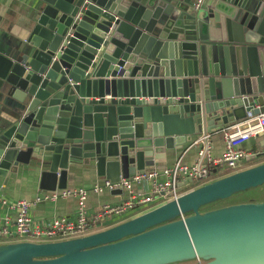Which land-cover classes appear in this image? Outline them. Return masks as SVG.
Instances as JSON below:
<instances>
[{
	"label": "water",
	"instance_id": "obj_1",
	"mask_svg": "<svg viewBox=\"0 0 264 264\" xmlns=\"http://www.w3.org/2000/svg\"><path fill=\"white\" fill-rule=\"evenodd\" d=\"M8 32L0 177L35 174L45 192L82 169L162 170L166 152L264 111V0H35ZM262 184L264 163L86 236L0 244V264H264V202L200 211Z\"/></svg>",
	"mask_w": 264,
	"mask_h": 264
},
{
	"label": "built area",
	"instance_id": "obj_2",
	"mask_svg": "<svg viewBox=\"0 0 264 264\" xmlns=\"http://www.w3.org/2000/svg\"><path fill=\"white\" fill-rule=\"evenodd\" d=\"M264 134V111L257 116H248L233 127L223 132L224 151L220 157H213L209 151L208 136L202 140V148L198 152L199 161L192 166L176 162L171 167L162 170H147L136 173L129 178H121L116 182L105 180L102 185L94 186L91 191L101 194L104 191L121 190L127 198L119 203H105L99 212L91 219L87 218L86 200L89 190L84 188L62 189L36 197L33 201L17 200L9 202L0 196V211L6 209L14 213L13 234L21 241L35 243L37 239H57L45 242L63 241L91 234L98 226L109 227L116 218L129 215L137 208H143L153 202L154 197L162 198L163 203L175 200L180 185L188 179L203 181L209 179L212 169L221 166L237 169L246 158L241 146L250 138ZM133 186L139 187L132 190ZM142 187V188H141ZM73 198L76 200L75 219L72 221L64 217H56L43 224L33 220L30 211L35 202L56 201L57 199ZM9 214L0 213V239L12 235L9 230Z\"/></svg>",
	"mask_w": 264,
	"mask_h": 264
},
{
	"label": "crops",
	"instance_id": "obj_3",
	"mask_svg": "<svg viewBox=\"0 0 264 264\" xmlns=\"http://www.w3.org/2000/svg\"><path fill=\"white\" fill-rule=\"evenodd\" d=\"M34 3L35 0H0V44H2L3 42L17 41V39L12 35V33L8 32V27L10 26V23L15 22V19L17 17L25 18ZM108 98L109 96L104 97V99ZM4 111L5 110L1 107L0 122L2 121V117L6 116ZM237 123L239 122L224 125L220 129H217L215 133H210L208 135L209 151L213 157H220L224 151L223 132L233 127ZM202 140L203 136H197L191 143H186L185 145H183L180 150L170 151L169 153L166 152L165 159L163 161L160 160L156 163L159 166L164 165L165 168L173 166L178 161L180 162V164L192 166L193 164L199 161L198 152L202 148ZM241 149L246 153V157L251 156L252 154L264 153V134L250 138L241 146ZM254 159L246 160L245 158V160L241 162L239 169H241L242 167H244L243 169L250 168L255 165L264 163V158H261L262 160L260 161L256 160V158ZM225 169H227V167L224 166L213 168L209 179L205 180L202 184L234 173H220V171H224ZM104 181L105 179L103 177L97 176L94 172L83 171V169L82 171H78L73 176L68 175L66 181V189L84 188L89 190L86 200V211L88 215V220H91L99 212L102 204H115L127 198L126 193H122L120 195H113L108 191H104L101 194H95L91 191L94 186L102 185ZM202 184H200L199 182V186H201ZM192 189H194V187L187 189L185 192ZM46 193L50 192L42 191L39 188L38 175L21 172L17 174H8L5 178L0 177V196L9 202H14L17 200L33 201L36 197L42 196ZM75 211L76 200L73 198H67L57 199L56 201L35 202L31 207L30 214L33 220H35L39 224H43L44 222L56 217H64L73 221L76 217ZM0 213L9 214L10 221L8 227L9 230L12 232V235H10L9 237L1 238L0 244L15 243L24 240L23 238H19L18 236L13 234V222L15 219L14 213L6 209H3V211H0ZM122 220V217L116 218L112 223L109 224L110 226L114 223L119 224V222ZM95 229L100 231L102 229H105V226H98L92 230Z\"/></svg>",
	"mask_w": 264,
	"mask_h": 264
},
{
	"label": "rangeland",
	"instance_id": "obj_4",
	"mask_svg": "<svg viewBox=\"0 0 264 264\" xmlns=\"http://www.w3.org/2000/svg\"><path fill=\"white\" fill-rule=\"evenodd\" d=\"M261 158H264V155L261 156V157L256 158V160L260 161V160H262ZM247 164H249V163H247ZM239 167L237 169H234V170H232V169L229 170V168H227L224 171H220V173H223V172L224 173L238 172L240 170H243V168H244V167H242L241 169H239ZM204 181L205 180H203V181H193L192 183H190V184H188V185H186L184 187L178 188L177 191H178V193L182 194L183 192H185L187 189H189L191 187H194V188L198 187L199 186V182H200V184H202ZM138 188L139 187H137V186H133L132 190H137ZM162 202H163L162 198L154 197V200H153V202L151 204L146 205L143 208L134 209L133 211L130 212L129 215L123 216L122 217L123 218L122 221H125V220H127L129 218H133V216L139 215V214H141L143 212H146V211H148L150 209H153V208L159 206L160 204H162ZM249 202H255V203L264 202V184H262V185H260L258 187L252 188L250 190H247L245 192H242V193H240L238 195H234V196H232V197H230L228 199H225V200L216 202L214 204L202 207V209L200 211L204 212V211L214 210V209H218V208L225 207V206H231V205H235V204H242V203H249ZM122 221H120V222H122ZM115 224H118V223H114L111 226H114ZM96 231H98V230H96V229L92 230L91 233L96 232ZM51 240H57V239H55V238H53V239L46 238V239H37L36 241L37 242H45V241H51ZM206 261L207 260H203L201 258H193V259H185V260L176 261L175 263L176 264H197L198 262L205 263Z\"/></svg>",
	"mask_w": 264,
	"mask_h": 264
},
{
	"label": "bare ground",
	"instance_id": "obj_5",
	"mask_svg": "<svg viewBox=\"0 0 264 264\" xmlns=\"http://www.w3.org/2000/svg\"><path fill=\"white\" fill-rule=\"evenodd\" d=\"M17 264V263H16Z\"/></svg>",
	"mask_w": 264,
	"mask_h": 264
}]
</instances>
